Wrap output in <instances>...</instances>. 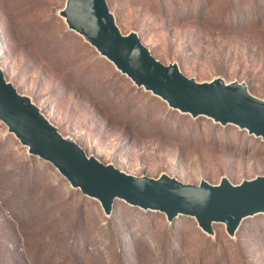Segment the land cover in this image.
<instances>
[{
  "label": "rangeland",
  "instance_id": "obj_1",
  "mask_svg": "<svg viewBox=\"0 0 264 264\" xmlns=\"http://www.w3.org/2000/svg\"><path fill=\"white\" fill-rule=\"evenodd\" d=\"M122 33L135 32L157 60L195 81L245 82L264 97V0H106ZM65 0H0V64L58 132L129 175L166 174L188 184L264 174V142L237 126L191 118L137 88L69 31ZM263 20L257 31L233 30ZM253 39L252 42H250ZM0 121V264H264V214L234 237L188 216L168 224L157 211L115 199L105 216Z\"/></svg>",
  "mask_w": 264,
  "mask_h": 264
},
{
  "label": "water",
  "instance_id": "obj_2",
  "mask_svg": "<svg viewBox=\"0 0 264 264\" xmlns=\"http://www.w3.org/2000/svg\"><path fill=\"white\" fill-rule=\"evenodd\" d=\"M57 15L120 74L169 109L194 119L205 116L223 127L235 125L264 142V97L253 96L245 82L228 83L218 76L198 82L183 74L176 62L161 63L135 32H121L106 0H65ZM2 71L0 65V121L6 132L29 155L53 167L72 189L94 199L105 216L111 215L118 199L142 211H157L168 224L188 216L204 234L213 235L212 224L218 223L234 237L245 218L264 214V174L235 185L225 177L216 184L202 180L193 185L166 174L129 175L61 135L27 95L5 80Z\"/></svg>",
  "mask_w": 264,
  "mask_h": 264
},
{
  "label": "trees",
  "instance_id": "obj_3",
  "mask_svg": "<svg viewBox=\"0 0 264 264\" xmlns=\"http://www.w3.org/2000/svg\"><path fill=\"white\" fill-rule=\"evenodd\" d=\"M262 22H263V20L261 21V20H258V19L255 20V21H252V22H248V21L243 20V21L237 22L234 25V27H231V28L233 30H236V29H239L240 27L243 28V27L247 26L250 30L254 29V31L255 30L257 31L259 28H261ZM253 38H254V41L252 39L250 42L253 41V44H255L257 46H260V47L264 46V36L263 35L259 36V37L256 36V39H255V37H253Z\"/></svg>",
  "mask_w": 264,
  "mask_h": 264
},
{
  "label": "built area",
  "instance_id": "obj_4",
  "mask_svg": "<svg viewBox=\"0 0 264 264\" xmlns=\"http://www.w3.org/2000/svg\"><path fill=\"white\" fill-rule=\"evenodd\" d=\"M1 56V55H0ZM1 65V64H0Z\"/></svg>",
  "mask_w": 264,
  "mask_h": 264
},
{
  "label": "bare ground",
  "instance_id": "obj_5",
  "mask_svg": "<svg viewBox=\"0 0 264 264\" xmlns=\"http://www.w3.org/2000/svg\"><path fill=\"white\" fill-rule=\"evenodd\" d=\"M63 20V19H62Z\"/></svg>",
  "mask_w": 264,
  "mask_h": 264
}]
</instances>
